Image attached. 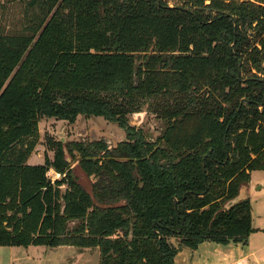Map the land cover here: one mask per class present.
<instances>
[{"label":"trees","instance_id":"16d2710c","mask_svg":"<svg viewBox=\"0 0 264 264\" xmlns=\"http://www.w3.org/2000/svg\"><path fill=\"white\" fill-rule=\"evenodd\" d=\"M146 105L165 123L155 141L129 122ZM79 116L117 124L126 140L60 144L28 165L43 117ZM74 151L96 178L90 192L73 176ZM254 172H264V0H0V247L175 264L183 248L247 245L250 199L225 205Z\"/></svg>","mask_w":264,"mask_h":264},{"label":"rangeland","instance_id":"374dc122","mask_svg":"<svg viewBox=\"0 0 264 264\" xmlns=\"http://www.w3.org/2000/svg\"><path fill=\"white\" fill-rule=\"evenodd\" d=\"M170 6L180 4V0H164ZM131 126L141 129L149 140H157L163 133L165 123L158 119L148 105L135 114L129 116ZM126 140L125 131L117 124L102 117L86 118L79 116L74 123L56 118L43 117L39 123V137L35 151L28 160V165H43L45 160L52 161L60 144L69 145L80 142H104L110 149ZM74 161L71 162L73 176L77 178L87 191H91L96 181L94 176L88 177L79 167V157L73 152ZM48 178L54 182L62 178L54 169L48 172ZM255 199L254 197L252 200ZM264 220V216H263ZM77 222H70L72 228ZM171 242L178 245L177 241ZM99 250L80 249L69 245L56 248L46 246H2L0 247V264H99Z\"/></svg>","mask_w":264,"mask_h":264},{"label":"crops","instance_id":"0c3cea01","mask_svg":"<svg viewBox=\"0 0 264 264\" xmlns=\"http://www.w3.org/2000/svg\"><path fill=\"white\" fill-rule=\"evenodd\" d=\"M248 185L254 190L249 199L255 228L248 244L206 242L196 250L183 248L176 256L175 264H264V172H254Z\"/></svg>","mask_w":264,"mask_h":264},{"label":"water","instance_id":"95a60500","mask_svg":"<svg viewBox=\"0 0 264 264\" xmlns=\"http://www.w3.org/2000/svg\"><path fill=\"white\" fill-rule=\"evenodd\" d=\"M239 79H240V73H239ZM252 192H254V190L249 185L242 186L240 189L239 195L236 198H234L233 200L229 201L225 205V209L229 210L233 206L238 204L239 202L249 199V196ZM116 206H118V205H116Z\"/></svg>","mask_w":264,"mask_h":264}]
</instances>
